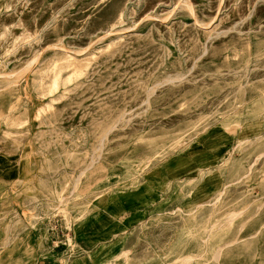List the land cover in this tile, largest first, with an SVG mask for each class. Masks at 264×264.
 Returning <instances> with one entry per match:
<instances>
[{"label":"rangeland","instance_id":"1","mask_svg":"<svg viewBox=\"0 0 264 264\" xmlns=\"http://www.w3.org/2000/svg\"><path fill=\"white\" fill-rule=\"evenodd\" d=\"M0 264H264V0H0Z\"/></svg>","mask_w":264,"mask_h":264},{"label":"bare ground","instance_id":"2","mask_svg":"<svg viewBox=\"0 0 264 264\" xmlns=\"http://www.w3.org/2000/svg\"><path fill=\"white\" fill-rule=\"evenodd\" d=\"M58 79H56L53 83V88H56V86L58 85ZM146 181V180H145ZM148 193L152 192V189L150 186H146ZM147 190L143 189V190H138L137 193L135 195L132 196V198H130L129 201H125V202H118V201H122V200H116L114 202H116L118 205L120 206H128V207H133L137 202L139 201H143L145 199V195L144 193L147 192ZM152 198H156L155 196H153Z\"/></svg>","mask_w":264,"mask_h":264},{"label":"crops","instance_id":"3","mask_svg":"<svg viewBox=\"0 0 264 264\" xmlns=\"http://www.w3.org/2000/svg\"><path fill=\"white\" fill-rule=\"evenodd\" d=\"M3 263H7V261L5 260Z\"/></svg>","mask_w":264,"mask_h":264}]
</instances>
